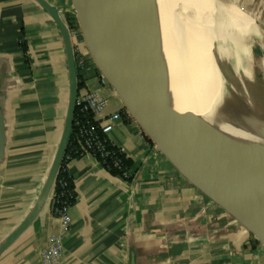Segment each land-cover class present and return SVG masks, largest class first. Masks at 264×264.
<instances>
[{
  "label": "crops",
  "instance_id": "0c3cea01",
  "mask_svg": "<svg viewBox=\"0 0 264 264\" xmlns=\"http://www.w3.org/2000/svg\"><path fill=\"white\" fill-rule=\"evenodd\" d=\"M228 1L244 15L247 58L264 74V0ZM42 3L61 18L73 9L72 0H0V264H257L261 218L211 192L175 136L150 146L125 120L107 139L132 163V181L90 156L74 159L66 169L75 202L55 212L50 173L69 82L61 35ZM77 74L79 95L105 101L97 124L124 106L93 69Z\"/></svg>",
  "mask_w": 264,
  "mask_h": 264
},
{
  "label": "water",
  "instance_id": "95a60500",
  "mask_svg": "<svg viewBox=\"0 0 264 264\" xmlns=\"http://www.w3.org/2000/svg\"><path fill=\"white\" fill-rule=\"evenodd\" d=\"M42 5L61 35L69 82L65 123L50 173L54 184L72 128L77 71L63 18L54 7ZM72 8L96 69L154 145L175 136L202 170L243 200L264 223V106L253 107L264 102V91L245 94L223 87L210 90L203 83L195 86L139 22L133 0H72ZM195 89L202 93L199 102ZM207 100L208 106H202L201 101ZM256 229L264 239V230Z\"/></svg>",
  "mask_w": 264,
  "mask_h": 264
},
{
  "label": "bare ground",
  "instance_id": "6f19581e",
  "mask_svg": "<svg viewBox=\"0 0 264 264\" xmlns=\"http://www.w3.org/2000/svg\"><path fill=\"white\" fill-rule=\"evenodd\" d=\"M133 5L139 22L161 42L195 86L203 83L210 90L223 87L245 94L264 91V74L256 70L241 44L244 15L226 0H133ZM212 51L231 62H215ZM254 70L259 78L249 74ZM195 91L199 102L202 93ZM204 103L208 106L209 101H201L202 106ZM263 106L260 101L253 107Z\"/></svg>",
  "mask_w": 264,
  "mask_h": 264
},
{
  "label": "built area",
  "instance_id": "2783aa9c",
  "mask_svg": "<svg viewBox=\"0 0 264 264\" xmlns=\"http://www.w3.org/2000/svg\"><path fill=\"white\" fill-rule=\"evenodd\" d=\"M63 20L67 26L69 36L72 42L74 61L77 73L78 70L85 71L88 69H93L97 73L100 85L102 87H110L107 79L96 69L93 61L91 60L89 53L85 47L77 22L75 23V25H70V21L67 23L65 17H63ZM80 43H82V46H84L82 50H78V44ZM83 51L85 52V54L83 53L84 55L82 56L81 54ZM103 103H105V101L101 100L100 98H97L92 94H78L75 103L77 113L76 115L74 114L73 117L72 128L70 131L71 142L69 147V153L66 156V160L68 162L74 160L73 156H78V158L90 156L93 159L97 157L99 158L98 163L103 168L105 167L104 169L113 167L120 170L122 168L121 159L117 156L115 151L109 149V147L113 146L111 145V143H109L107 139L108 133L114 128L115 124L120 120L127 119L129 121L128 123H134L136 125L142 138L143 135L147 137V139L150 138L143 131L140 125H138L130 111L127 110L124 106L121 108L122 110L120 109L119 111L114 112L113 114L108 116L107 121H105L101 125L97 124L94 121V114L101 109ZM118 152L120 154L122 153L119 149ZM123 175L125 178L130 177L129 170L124 172ZM56 183L60 189V192L58 196H53V206L55 212L63 215L70 207L68 206L67 201L73 198V193H71V191L67 189V183L64 179H60L58 181H56L55 179L54 187ZM73 192L75 194V190H73Z\"/></svg>",
  "mask_w": 264,
  "mask_h": 264
},
{
  "label": "rangeland",
  "instance_id": "374dc122",
  "mask_svg": "<svg viewBox=\"0 0 264 264\" xmlns=\"http://www.w3.org/2000/svg\"><path fill=\"white\" fill-rule=\"evenodd\" d=\"M226 1H228V0H226ZM228 2H229V4H232V6H234L241 14H243L240 11L241 10L240 7H238L235 3H232L231 1H228ZM68 11H69L68 14H64L63 16L66 18L67 23L70 21V25H75L76 17H75V12H73L74 10L69 9ZM78 45H79L78 50H82V48L84 47V46H82V43H80ZM83 53L85 54V52L84 51L82 52V54H81L82 56L84 55ZM86 55H87V53H86ZM210 56L213 58V60L215 62H220V63H224V64H229L231 62V60L229 61L228 58L225 59L223 57H220L213 51L210 52ZM86 57H88V56H86ZM236 65H237L236 62H234L233 66L235 68H236ZM255 71L256 70H254L253 72H251L249 74L250 75L252 74L253 77L257 76L259 78V76L256 74ZM80 72H84V70L83 71L78 70V73H80ZM196 177H199L200 179L203 178L204 181L206 179H208L209 181L207 183L209 184V188H210L211 192L213 190H215L216 192H219V194L224 193V195H229L227 197L225 196L224 199L227 202H232V205H236V206L247 205L243 200H240V198H237V196H235L233 193H231L230 190H227V188H224V186L217 179H215L213 176H211L210 174H208L204 170H202V174L197 173ZM195 183H197V182H195ZM253 238H254L255 242L257 243L256 244L257 248L259 249L258 253H257V255H258L257 264H264V239H262V237L259 238L257 236H254Z\"/></svg>",
  "mask_w": 264,
  "mask_h": 264
},
{
  "label": "trees",
  "instance_id": "16d2710c",
  "mask_svg": "<svg viewBox=\"0 0 264 264\" xmlns=\"http://www.w3.org/2000/svg\"><path fill=\"white\" fill-rule=\"evenodd\" d=\"M23 51H24V48H23ZM83 82H82V79L81 77L77 74V91H79L81 88H83ZM122 110V109H121ZM77 113V108H75V111H74V114L76 115ZM126 122H129L127 119H125ZM143 138L144 140L146 141L147 144H149L150 146H153L154 145V141L151 140V139H147V137H145L143 135ZM70 142H71V136L69 135V144H68V147L65 151V154H64V157H63V161H62V165H61V169L56 177V181L60 180V179H64L67 183V189L69 191H71V193H73V198L72 199H69L67 201V204L68 206H71L73 205V203L75 202V198H76V195L74 194L73 190H74V183H73V180L71 177L68 176V173H67V169H66V164L68 163V161L66 160V156L68 155L69 153V147H70ZM110 143V142H109ZM109 149H112V151H115L117 156L120 157L121 159V163H122V168L120 170L116 169V168H113V167H110V168H106L105 170H107V172L111 175V176H115V177H120L122 178L123 180H125L126 182L130 183L132 181V177H124L123 173L128 171L132 165V163L130 162V160H128L122 153L120 154L118 152V149H116V147L114 148L113 147H109ZM119 153V155H118ZM74 159L78 158V156H73ZM95 160L97 162H99V158H95ZM105 168V167H104ZM59 192H60V189L56 183L55 187H54V195L55 197L59 195Z\"/></svg>",
  "mask_w": 264,
  "mask_h": 264
}]
</instances>
